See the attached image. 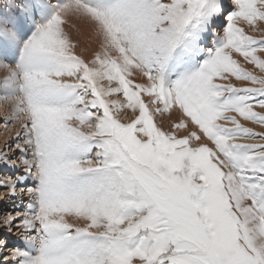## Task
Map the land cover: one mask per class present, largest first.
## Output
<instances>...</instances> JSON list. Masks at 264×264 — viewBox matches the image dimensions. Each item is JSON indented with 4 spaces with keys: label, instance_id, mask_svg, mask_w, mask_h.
Wrapping results in <instances>:
<instances>
[{
    "label": "snow or ice",
    "instance_id": "snow-or-ice-1",
    "mask_svg": "<svg viewBox=\"0 0 264 264\" xmlns=\"http://www.w3.org/2000/svg\"><path fill=\"white\" fill-rule=\"evenodd\" d=\"M261 24L264 0H6L0 264H264Z\"/></svg>",
    "mask_w": 264,
    "mask_h": 264
},
{
    "label": "rangeland",
    "instance_id": "rangeland-1",
    "mask_svg": "<svg viewBox=\"0 0 264 264\" xmlns=\"http://www.w3.org/2000/svg\"><path fill=\"white\" fill-rule=\"evenodd\" d=\"M6 0H0V6H3L5 4ZM76 23V29L73 31V36L76 40H78L79 44H78V51L79 52H85L86 55L90 54V52L96 47L95 44V37L93 36L91 29L84 24L83 22H75ZM261 28H264V24L260 25ZM253 35H262L264 33H261L260 31L254 32L252 33ZM209 44L211 43V37H209L208 40ZM2 68H0L1 71ZM6 74V71H4V69H2V71L0 72V78H2L4 75ZM239 83V82H237ZM115 98V97H113ZM9 105H7L6 110L8 109ZM6 110L0 111V149L3 148L6 140H9L10 137L15 133L16 129H17V125L15 124H9L7 128H5L4 126V118H5V114H6ZM259 110V109H257ZM173 118L167 114H165L163 117H159L158 119L162 120L163 122L166 121L167 119ZM12 125L15 127V131H13V129L11 128V133H9L10 131V127H12ZM165 126L168 125V121H166L164 123ZM248 126L250 127H255L258 131L261 130L259 125H253L250 122L248 123ZM15 157L18 159L19 155L17 154L16 156L12 157V162L13 163H20V160H18L19 162H17V159H15ZM3 169L4 172H3ZM11 168L5 167L4 165L0 166V174H4L5 178H15L17 175H20L23 171V165H21L20 169L18 171H13L10 170ZM3 178L0 175V180H2ZM23 187V186H22ZM7 189L6 188H0V222H2L4 216L11 211L12 209V203L13 201H9V200H3V197L5 196V194L7 193ZM18 191V190H17ZM2 195V196H1ZM21 211L23 209H20ZM15 214V213H13ZM3 228L2 223H0V241H7L8 242V247L6 249H4V256L7 258L10 256L9 250L11 251L13 248L15 247H19L20 243L18 244L17 241H15L16 239H18V237L11 235L10 232H6L9 231L8 229ZM17 231V230H15ZM7 233V234H5ZM14 236V238L12 239V237ZM20 236V234H19ZM20 239V238H19ZM23 238L20 239V242L22 241ZM15 241L14 244L17 243V245H13V247H10L13 242Z\"/></svg>",
    "mask_w": 264,
    "mask_h": 264
},
{
    "label": "bare ground",
    "instance_id": "bare-ground-1",
    "mask_svg": "<svg viewBox=\"0 0 264 264\" xmlns=\"http://www.w3.org/2000/svg\"><path fill=\"white\" fill-rule=\"evenodd\" d=\"M1 71H2V69H1ZM0 71V72H1ZM4 71H6V70H4ZM7 105L8 104H4V103H0V111H3V110H6V107H7ZM170 119H173V118H170ZM170 119H167L166 121H169ZM166 121H164L163 123H165ZM11 128L13 129V131H15V127L12 125V127H10V131H9V133H11L12 131H11ZM15 159H17L16 157H15ZM18 160H20V158H18L17 159V162H19ZM1 165H3V164H0V166ZM4 170L5 169H3V172H4ZM10 170H13V169H10ZM14 171V170H13ZM1 175V177L4 179L5 178V176H4V174H0ZM2 179V180H3ZM22 187V186H21ZM18 191H17V194H18V196L20 195V192H19V188L17 189ZM2 196V195H1ZM6 230V229H5ZM16 229L15 228H13L11 231H6V232H10V234L11 235H14L15 237L17 236L18 237V239H16L15 241H17L18 242V244L20 243V239L22 238L21 237V235L19 236V234H20V231H15ZM14 236L12 237V239L14 238ZM20 238V239H19ZM15 241L13 242V244L10 246V247H13V245H17V243L16 244H14L15 243ZM9 253H11V251L9 250Z\"/></svg>",
    "mask_w": 264,
    "mask_h": 264
}]
</instances>
